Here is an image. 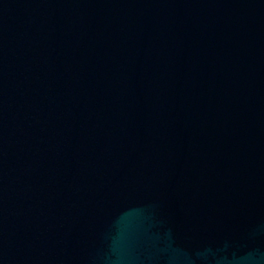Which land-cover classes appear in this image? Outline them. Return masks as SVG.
Listing matches in <instances>:
<instances>
[{"label":"water","instance_id":"water-1","mask_svg":"<svg viewBox=\"0 0 264 264\" xmlns=\"http://www.w3.org/2000/svg\"><path fill=\"white\" fill-rule=\"evenodd\" d=\"M0 264H264V0H0Z\"/></svg>","mask_w":264,"mask_h":264}]
</instances>
